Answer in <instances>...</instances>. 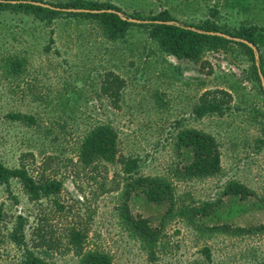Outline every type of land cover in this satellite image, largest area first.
Masks as SVG:
<instances>
[{
    "label": "rangeland",
    "instance_id": "1",
    "mask_svg": "<svg viewBox=\"0 0 264 264\" xmlns=\"http://www.w3.org/2000/svg\"><path fill=\"white\" fill-rule=\"evenodd\" d=\"M97 1L112 2L137 20L168 10L181 22L209 21L236 42L189 60L163 51L141 21L111 38L99 20L67 13L71 9L43 17L0 8V158L8 167L60 179L64 189L56 198L66 204L60 211L50 200H31L18 179L10 189L0 184L6 212L0 264H25V249L52 264H81L67 236L73 224L88 227L85 250L109 253L112 264H264V230L249 228L264 222V0ZM242 28L256 39L255 61L237 43L246 40L235 35ZM110 72L124 79L117 93L105 90ZM206 91L222 102V113L196 114ZM12 113L34 122L7 116ZM101 123L117 131L119 155L140 159L141 174L173 184L171 206L134 200L135 210L161 223L154 257L119 216L122 190L111 188L122 180L120 164L95 169L79 159L82 139ZM185 127L215 136L221 171L172 172L175 138ZM232 181L254 194H225ZM207 203L212 213L202 210ZM38 216L50 244L35 247ZM14 226L25 233L26 246L12 240Z\"/></svg>",
    "mask_w": 264,
    "mask_h": 264
},
{
    "label": "trees",
    "instance_id": "2",
    "mask_svg": "<svg viewBox=\"0 0 264 264\" xmlns=\"http://www.w3.org/2000/svg\"><path fill=\"white\" fill-rule=\"evenodd\" d=\"M40 0H0V8H15L23 12H31L37 16L55 17L71 9L67 13L89 17L99 20L103 28L111 38H118L124 35L131 25L136 24V17L133 15L121 14V8L112 2H100L97 0H69L55 4H42ZM142 25L148 30L151 38L155 39L160 48L173 54L178 58L189 60L198 59L207 49L226 48L230 43L236 42L227 34L218 32L217 28L209 21L202 24H189L177 20L168 10H162L148 17H140ZM236 36L246 39L248 42L257 45L256 39L249 28H242ZM255 61L254 49L245 41L237 42ZM255 71L259 76V68L255 65ZM264 73V71H263ZM111 79L105 83V90L110 93H117L124 84V79L114 72L108 73ZM211 91H206L196 106V114L203 116L208 112H223L224 106L216 98H208ZM214 93V92H213ZM8 117L26 119L34 122L31 116L19 113L8 114ZM1 140V138H0ZM174 147L176 150V162L171 166L175 175L181 177L210 176L222 169L221 150L215 136L209 132L196 128H181L176 135ZM79 159L87 167L97 169L103 162H118L120 164L121 182H116L111 189L122 190V202L119 205V216L149 249L154 257V251L158 236L161 231V223H156L150 214H144L133 208L136 198H143L155 204H173L174 187L165 178L151 175H143L139 172L140 162L138 157L124 156L118 154V133L107 123H101L88 131L82 139L79 151ZM12 179H18L26 190L29 198L35 202L43 203L50 200L54 207L65 211L66 204L56 198L64 189L63 182L57 178H51L40 172L32 174L25 166L11 168L5 165L0 158V184H6L10 189ZM123 184V185H122ZM225 194H232L241 199L249 198L254 191L245 184L232 181L224 190ZM212 203L205 204L203 211L212 213ZM6 217L3 206L0 205V225ZM23 219L22 215L18 216ZM24 220V219H23ZM44 217L38 216L37 235L41 240L32 246L50 244L41 233ZM232 223V222H229ZM225 229L231 224L224 223ZM227 227V228H226ZM244 227H233L234 230H242ZM251 229L264 230V222L249 226ZM251 231V230H249ZM12 240L19 246H26L25 233L14 226L11 232ZM89 231L86 225L73 224L68 228L67 236L69 243L76 253L81 257V264H112L109 253L99 249L85 250V242ZM25 248V247H24ZM209 255V254H208ZM25 264H52L47 260L38 257L29 249H25Z\"/></svg>",
    "mask_w": 264,
    "mask_h": 264
},
{
    "label": "water",
    "instance_id": "3",
    "mask_svg": "<svg viewBox=\"0 0 264 264\" xmlns=\"http://www.w3.org/2000/svg\"><path fill=\"white\" fill-rule=\"evenodd\" d=\"M135 20V22H140L141 20H137V19H134ZM142 22V21H141ZM227 37H229V36H227ZM230 38V37H229ZM243 41H245V42H247L250 46H252L253 47V49H254V52H255V56H256V58H258V54H257V49H256V46L253 44V43H251V42H248L247 40H243ZM263 85H264V78H263Z\"/></svg>",
    "mask_w": 264,
    "mask_h": 264
}]
</instances>
